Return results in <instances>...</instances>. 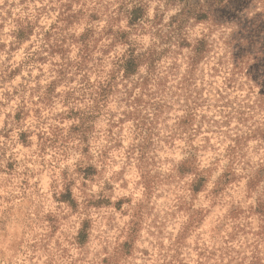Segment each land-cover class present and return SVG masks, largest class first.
Returning a JSON list of instances; mask_svg holds the SVG:
<instances>
[{
	"label": "clouds",
	"instance_id": "clouds-1",
	"mask_svg": "<svg viewBox=\"0 0 264 264\" xmlns=\"http://www.w3.org/2000/svg\"><path fill=\"white\" fill-rule=\"evenodd\" d=\"M0 264H264V0H0Z\"/></svg>",
	"mask_w": 264,
	"mask_h": 264
}]
</instances>
